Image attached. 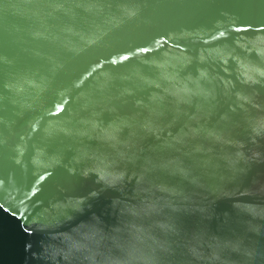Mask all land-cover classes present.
Masks as SVG:
<instances>
[{
	"label": "water",
	"instance_id": "1",
	"mask_svg": "<svg viewBox=\"0 0 264 264\" xmlns=\"http://www.w3.org/2000/svg\"><path fill=\"white\" fill-rule=\"evenodd\" d=\"M114 261L264 264V0H0V264Z\"/></svg>",
	"mask_w": 264,
	"mask_h": 264
},
{
	"label": "clouds",
	"instance_id": "2",
	"mask_svg": "<svg viewBox=\"0 0 264 264\" xmlns=\"http://www.w3.org/2000/svg\"><path fill=\"white\" fill-rule=\"evenodd\" d=\"M98 175H99V178L101 180H109L110 182L121 178V176H119V175H115L113 173H109V172H106L104 170H100ZM85 238L86 239L89 238L87 233L85 234ZM65 240H67L69 242L71 249L79 251L83 247V245H81L77 240L73 239L71 236H65ZM112 264H121V262L120 261H114V262H112ZM125 264H126V262H125Z\"/></svg>",
	"mask_w": 264,
	"mask_h": 264
}]
</instances>
